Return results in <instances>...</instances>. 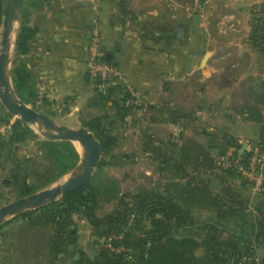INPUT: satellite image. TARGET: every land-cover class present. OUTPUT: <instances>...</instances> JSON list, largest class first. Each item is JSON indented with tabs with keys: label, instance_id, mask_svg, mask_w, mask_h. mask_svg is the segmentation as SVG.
<instances>
[{
	"label": "crops",
	"instance_id": "crops-1",
	"mask_svg": "<svg viewBox=\"0 0 264 264\" xmlns=\"http://www.w3.org/2000/svg\"><path fill=\"white\" fill-rule=\"evenodd\" d=\"M191 8V0H43L32 11L35 54L25 53L26 68L40 94L70 98L76 102L71 109L86 102L92 110L95 80L87 72V43L90 24L99 21L108 59L152 104L147 132L168 128L186 135L171 142L178 150L168 157H178L191 141L213 157L216 149L240 153L252 142L264 151V0H211L201 14ZM153 143L159 150L158 140ZM214 159L213 168L185 165L182 172L209 187L216 178L222 187L214 191L230 205L237 193L226 182L240 189L245 183ZM171 163L165 165L171 169ZM248 200L264 208V187ZM47 239L41 232L20 239L18 264H44ZM257 248L264 260V243Z\"/></svg>",
	"mask_w": 264,
	"mask_h": 264
},
{
	"label": "trees",
	"instance_id": "trees-1",
	"mask_svg": "<svg viewBox=\"0 0 264 264\" xmlns=\"http://www.w3.org/2000/svg\"><path fill=\"white\" fill-rule=\"evenodd\" d=\"M42 1L21 0L20 31L17 39V48L21 53L29 52L30 42L36 34V29L30 25L32 11L40 7ZM29 7L32 10H29ZM0 14L1 24L3 0H0ZM12 77L16 92L23 101L28 103L37 97L34 75L28 71L23 61L15 65ZM108 91L111 96L112 88ZM126 111L129 109H121L117 117ZM12 116L14 115L6 110V118L3 121L10 123ZM104 119L105 116L82 118V125L95 134L101 143L102 152H108L116 143V137L108 126H104ZM257 120L263 121L262 117ZM261 134V140L264 142V126ZM36 137L30 125L18 118L11 124L8 142L6 141L3 146L9 145L14 148L15 144ZM42 144L52 165L53 175L42 186L55 182L73 170L81 160L79 150L71 141L46 138ZM157 150L154 148V151ZM241 156L246 160L248 151L243 152ZM163 160L164 163L173 162L171 163L173 176L183 181L179 184L177 194L170 192L163 194L147 189L125 193L119 199L118 206L105 218H101L96 214V210L98 198L104 190L102 185L96 183L94 175L88 184L77 191L26 211L14 217V220L22 219L33 222L34 225L53 227L55 232L50 241L52 252L55 254L57 248L63 246V249L70 251L74 257L78 250L75 248L68 250L69 244H76L74 241L70 242L77 233L71 229V224L74 223L73 216L86 215L94 227L95 234L100 239L111 238L115 249L111 250L103 244L94 259L85 258V264H264V260L258 257L257 248L264 243V208L255 207L257 215H254L247 205L234 201L229 205L228 199L212 190L208 182L195 181L191 177L185 178L182 172L185 165H191L197 170L200 167L213 168L215 159L210 151L191 141L179 148L178 157H166ZM106 164V161L100 160L98 167L103 168ZM168 166L166 164L167 168L170 167ZM34 188L26 184L24 190L31 194L36 190ZM197 208L212 210L215 213L213 221L210 218L203 221L197 218L194 214ZM147 220L149 226L145 229L146 227L143 228L140 224ZM227 223L228 225L232 223V228L227 226ZM138 230L141 231L140 234H137ZM239 243L243 244L244 251L239 249ZM120 246L123 248L116 250Z\"/></svg>",
	"mask_w": 264,
	"mask_h": 264
},
{
	"label": "rangeland",
	"instance_id": "rangeland-1",
	"mask_svg": "<svg viewBox=\"0 0 264 264\" xmlns=\"http://www.w3.org/2000/svg\"><path fill=\"white\" fill-rule=\"evenodd\" d=\"M97 22L100 25L99 21ZM93 25L94 23L90 24L91 27ZM2 26L3 19L0 24V39ZM19 31L20 20L17 23L14 34L12 71L16 64L22 61L25 63L24 60L27 58L25 53H21L17 48ZM34 48L35 46L30 44V52L28 53L31 54V56L35 54ZM34 80L36 81L35 77ZM118 84L119 85L112 82L108 86V90L110 88L113 90L111 96L109 94L110 91H107V93H98L94 91L96 97L92 102L94 106L92 110H88L89 108L86 109V102L80 104L78 109H71V107L75 106L76 102L74 100L65 98V100L53 101L50 97L47 98V96L40 94V92L37 93V97L33 98V101L27 103L38 111L53 117L59 124H65L72 128L83 126L82 118L89 119L94 116H105L103 124L111 129L112 134L116 137V143L112 146L111 150L101 153L100 160L106 161L107 164L103 168L97 166L94 171L96 183L99 186L102 185L104 190L98 198L96 210V214L101 218H105L118 206L120 202L119 199L125 193H135L147 189L163 194H167L168 192L177 194L179 184L183 182L172 178L174 171L166 167L163 159L168 156H174L173 153L178 150V146H173L171 142L173 140L176 142L184 140L186 135L182 134L180 131L168 130V128L160 129L158 133L154 135L147 132L150 122L149 116L152 114L150 111V106L152 104L146 99H143L142 96L138 94L137 89V102H129L130 94L125 91V87L122 84ZM117 103L118 105H115ZM174 105L178 104L175 102ZM4 108L5 107L0 101V207L18 198L29 195L26 193V190H24L26 184H29L31 187L34 186V189H36L34 192L39 191L63 178V180L67 179L78 166L77 165L73 170L58 178L55 182L47 183L45 186H42L48 178L53 177L51 174L52 165L50 164L42 144V141L47 137L43 132H38L30 126L37 135L35 139L15 144L14 148H11L9 145L3 146L10 136L11 124L18 119L16 116H12L10 118V123L7 124L3 121V119L6 118L7 110ZM121 109H129V111L117 117V113ZM174 133L178 136L175 137ZM154 140H158V145L156 146H158L159 150L157 151H154ZM79 150L82 151L81 149ZM245 151L248 150L246 149ZM214 152V158H216L217 164H219L217 166L232 171L231 168L226 167L225 163L221 161V158L223 156L236 158L240 153L238 152L236 154L235 152H230L227 148L216 149ZM186 168L187 167L184 169L188 171ZM188 174L191 176L190 172ZM4 179L11 180L12 183L4 182ZM242 182L245 183L244 189H240L241 187H237L233 182L231 185L228 181L226 182L227 186H225L227 189L231 187L233 190L232 193H237V197H234L236 198V203L244 205H249L250 203L255 207L257 204L256 201L250 202L248 200L249 196L254 193L253 184L247 180H242ZM229 203L231 204L232 201ZM194 214L202 221L210 219L213 221L212 218L215 213L209 209L197 208L194 210ZM73 219L74 223L71 224V229L77 233L71 238L70 242H76L75 245L77 247L71 243L69 244L68 250L75 248L78 250V253L72 257L70 251L67 252L63 249V246H59L54 254L51 251V243H48V246H46L48 250L45 252L47 258H45L44 264H85V258L89 257L94 259L100 252L103 244H105V246L107 245L111 250L115 249L111 243V238L100 239L95 234L94 227L87 219L86 215L74 214ZM134 224L136 225V221ZM140 225L147 229L149 221H142ZM227 226L232 228V223L231 225L227 223ZM237 230L240 231V229ZM36 232H41L42 237H47L50 240L54 235L55 229L51 226L42 227L34 225L33 222L22 219L14 220V218H10L1 224L0 264H18L21 257L19 253L21 249L20 239L28 236L30 233L35 234ZM140 233L141 231L138 230L137 234ZM48 239L47 241H49ZM122 248L123 247L120 246L116 248V250H121ZM201 254L202 251L200 250L199 255Z\"/></svg>",
	"mask_w": 264,
	"mask_h": 264
},
{
	"label": "water",
	"instance_id": "water-1",
	"mask_svg": "<svg viewBox=\"0 0 264 264\" xmlns=\"http://www.w3.org/2000/svg\"><path fill=\"white\" fill-rule=\"evenodd\" d=\"M21 0H3V26L0 39V101L3 106L14 116L25 121L38 132H43L51 140L71 141L82 145L81 160L74 172L65 180L61 179L50 186L36 191L27 196L18 198L0 207V225L6 220L14 218L26 211L36 209L50 202L59 200L88 184L94 175L102 153L100 141L95 134L85 126L72 128L59 124L53 117L38 111L27 104L16 92L13 77V47L14 34L20 20ZM200 16H195V23H199ZM110 54H107V58ZM244 144L240 154L247 149ZM77 147V146H76ZM4 182L12 183L4 179ZM222 186L213 178L210 188L220 189ZM239 249L244 251V246L239 243Z\"/></svg>",
	"mask_w": 264,
	"mask_h": 264
},
{
	"label": "built area",
	"instance_id": "built-area-1",
	"mask_svg": "<svg viewBox=\"0 0 264 264\" xmlns=\"http://www.w3.org/2000/svg\"><path fill=\"white\" fill-rule=\"evenodd\" d=\"M192 14L205 12L211 0H191ZM107 52L102 42V31L97 21L91 27L88 43L86 66L87 72L95 80L93 90L98 93H107L108 86L112 83H120L125 87V91L130 94L129 102H137V92L135 86L128 80L126 74L115 63L107 60ZM247 159L239 154L236 158L223 156L226 167L236 171L242 180L250 181L253 184L254 193H258L264 187V153L258 142H252L248 147ZM249 209L256 213L255 207L248 205Z\"/></svg>",
	"mask_w": 264,
	"mask_h": 264
},
{
	"label": "bare ground",
	"instance_id": "bare-ground-1",
	"mask_svg": "<svg viewBox=\"0 0 264 264\" xmlns=\"http://www.w3.org/2000/svg\"><path fill=\"white\" fill-rule=\"evenodd\" d=\"M75 144L79 149L83 150L82 145L79 142H75Z\"/></svg>",
	"mask_w": 264,
	"mask_h": 264
}]
</instances>
